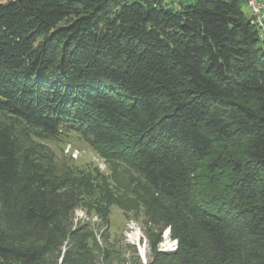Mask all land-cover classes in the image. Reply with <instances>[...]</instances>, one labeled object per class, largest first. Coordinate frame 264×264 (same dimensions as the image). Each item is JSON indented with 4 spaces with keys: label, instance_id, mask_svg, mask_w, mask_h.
Listing matches in <instances>:
<instances>
[{
    "label": "trees",
    "instance_id": "16d2710c",
    "mask_svg": "<svg viewBox=\"0 0 264 264\" xmlns=\"http://www.w3.org/2000/svg\"><path fill=\"white\" fill-rule=\"evenodd\" d=\"M244 5L0 1V264H93L71 229L85 195L142 209L146 264H264V48ZM65 132L111 174L30 140Z\"/></svg>",
    "mask_w": 264,
    "mask_h": 264
},
{
    "label": "rangeland",
    "instance_id": "374dc122",
    "mask_svg": "<svg viewBox=\"0 0 264 264\" xmlns=\"http://www.w3.org/2000/svg\"><path fill=\"white\" fill-rule=\"evenodd\" d=\"M243 9L250 13L248 6L244 5ZM30 140L34 144L42 145L58 167L70 166L74 172L83 174L94 170L104 175L111 174L113 165L75 132H65L48 138L31 135ZM84 197L80 204L85 205H78L74 210L71 229H78L79 234L86 237V249L90 253L92 263L146 264L150 251L144 233L146 226L143 223L142 209L139 208L137 213L135 210L125 212L116 204H111L104 206V211L99 214L89 207L90 204H86L95 197ZM168 236V231L163 230L158 249L170 250L175 247L174 241Z\"/></svg>",
    "mask_w": 264,
    "mask_h": 264
},
{
    "label": "bare ground",
    "instance_id": "6f19581e",
    "mask_svg": "<svg viewBox=\"0 0 264 264\" xmlns=\"http://www.w3.org/2000/svg\"><path fill=\"white\" fill-rule=\"evenodd\" d=\"M247 5L253 14V17H255L254 19H255L257 25L260 27L259 38H260L261 46H262V45H264V31H262V21H260L257 18V5L252 0H247Z\"/></svg>",
    "mask_w": 264,
    "mask_h": 264
},
{
    "label": "built area",
    "instance_id": "2783aa9c",
    "mask_svg": "<svg viewBox=\"0 0 264 264\" xmlns=\"http://www.w3.org/2000/svg\"><path fill=\"white\" fill-rule=\"evenodd\" d=\"M257 5V18L262 21V31H264V24H263V18H264V2L261 0H252Z\"/></svg>",
    "mask_w": 264,
    "mask_h": 264
}]
</instances>
